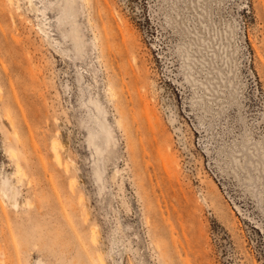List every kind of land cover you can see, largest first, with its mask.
<instances>
[{
	"label": "rangeland",
	"instance_id": "rangeland-1",
	"mask_svg": "<svg viewBox=\"0 0 264 264\" xmlns=\"http://www.w3.org/2000/svg\"><path fill=\"white\" fill-rule=\"evenodd\" d=\"M36 1L57 44L2 21L33 60L1 53L0 264H264V0H79L84 49Z\"/></svg>",
	"mask_w": 264,
	"mask_h": 264
},
{
	"label": "bare ground",
	"instance_id": "bare-ground-1",
	"mask_svg": "<svg viewBox=\"0 0 264 264\" xmlns=\"http://www.w3.org/2000/svg\"><path fill=\"white\" fill-rule=\"evenodd\" d=\"M24 1H25L24 4H23L22 0H2V1H0V60H2V55H1L2 51L6 52V53L8 52L9 54L15 53L14 59H18L17 52L20 48H24L26 50V53L28 54V59L33 60L32 56L30 54L31 52L29 50V47L31 46V42H30L29 38L22 36L20 33L19 34L15 33V31H13L11 26L5 28L3 23H2V21L7 22L8 20H10L12 22V24L16 25V23H17V25L20 26L18 24L19 21L17 22V14L22 16V15H24V12L35 13L37 15V17L40 18V21H38L39 22L38 23L39 29L42 31V33L45 34L47 39H49V40L51 39L53 44L54 43L57 44V38L53 37L50 29L48 28L50 26L48 25V17H47V12H46L47 5H46V8L45 7L42 8L36 0H24ZM78 1L79 0H60L58 2H60L59 5H60V8L62 9L61 12H62L63 17L65 15V18L67 17V20L69 18V20L71 19L70 21H72L71 22L72 30H70V28H69V30L72 33L70 32L69 34L72 35L71 37H73L72 39H74V43L76 42V44H74V45L76 46V48L78 47V49L79 48L84 49V46L86 45L85 39H84L85 34L82 31V29L79 27V24L77 23L78 22L77 17L79 15L78 9H77ZM83 1H84V6H86L87 0H83ZM58 2H56V3H58ZM61 2H62V5H61ZM54 10H55V8H54ZM59 19L61 21L62 17L59 16ZM69 20L68 21L63 20L61 22L62 23H67V22L69 23ZM18 28H20V27L15 26V29H18ZM66 33L67 32L65 31L64 34H66ZM69 34L67 33V35H69ZM4 72L6 75L8 74V70L6 67H5ZM110 89H111V87H110ZM92 101L96 104L98 111H99V114H101V116L105 117V110L101 106L99 100L93 99ZM9 113H10V111H9ZM100 124L103 128L107 129V125L104 121V118L101 119ZM24 144H26V143L24 142ZM55 148H57L56 158H57L58 164L63 165L65 170H68L69 164L62 162L59 147L55 145ZM18 171H20V164L18 166ZM72 187H73V184H72ZM8 189H11V191H12V195L10 196L11 202L13 204L17 205L18 204V199L16 196L17 195V185L15 183L7 184V185L2 184V193L4 194V196L9 195L7 192ZM1 205L4 209V212H7L5 210L4 205L3 204H1ZM94 238H95V236H94ZM100 259L103 261L102 257H100Z\"/></svg>",
	"mask_w": 264,
	"mask_h": 264
}]
</instances>
